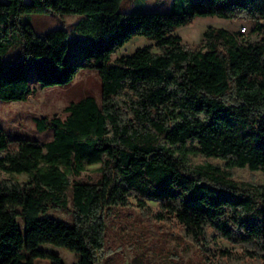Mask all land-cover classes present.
Wrapping results in <instances>:
<instances>
[{
  "label": "trees",
  "instance_id": "trees-1",
  "mask_svg": "<svg viewBox=\"0 0 264 264\" xmlns=\"http://www.w3.org/2000/svg\"><path fill=\"white\" fill-rule=\"evenodd\" d=\"M120 3L0 0L1 99H26L33 83L69 84L82 69L102 80L100 101L89 94L70 101L64 119L35 117L38 130L52 128L50 140L18 138L12 147L0 127V264H35L37 257L65 264L52 251H25L29 242L74 250L76 264H99L102 215L133 195L141 207L158 200L157 216L175 218L202 246L206 264H264V185L233 175L236 167L264 172V0H173L166 11H122ZM34 12L84 16L71 40L67 28L40 33L22 20ZM208 15L252 26H208L196 48L174 33ZM135 35L155 42L113 58ZM94 163L93 176L83 178ZM69 193L75 223L42 215L67 208ZM210 228L247 248L217 253Z\"/></svg>",
  "mask_w": 264,
  "mask_h": 264
},
{
  "label": "rangeland",
  "instance_id": "rangeland-1",
  "mask_svg": "<svg viewBox=\"0 0 264 264\" xmlns=\"http://www.w3.org/2000/svg\"><path fill=\"white\" fill-rule=\"evenodd\" d=\"M172 1L121 0L119 9L122 11H166L170 8ZM191 1L195 3L199 0ZM83 16L79 13L34 12L24 13L21 18L31 23L32 27L40 33L57 28H67L73 40L75 38L73 27ZM244 25L247 26L245 30L247 32L252 22L216 15L197 16L189 23L177 27L174 33L182 37L183 44L196 48L204 39V32L208 26L238 30ZM154 42V39L146 35H135L113 55V58L123 53H131L138 47L154 44ZM153 50L157 51L158 48L154 46ZM29 75L32 80L35 79L36 68L34 66L29 67ZM89 94L101 100L102 80L98 71L94 69L80 70L73 81L66 85L43 88L33 83L32 91L26 99L11 101L0 98V127L12 140V147L15 146L18 138L45 142L52 138L53 130L52 128L38 130L35 117L58 114L64 119L68 114L64 111L65 106L70 101L78 100ZM191 158L195 162L210 160L214 163H223V160L219 158H206L203 155H192ZM98 166H100L99 163L86 164L87 169L83 178L88 179L90 174L92 177L94 169ZM9 175L3 173V176ZM12 175L20 180L28 177L27 173ZM233 175L239 180H249L264 185V172L261 170L236 167L233 169ZM145 201L146 207H141L139 198L133 195L128 205L113 207L102 215L105 224L104 247L100 254L99 264H206L202 246L185 235L183 227L175 218L157 216L160 210L158 200L146 198ZM74 210L75 206L71 193H69L67 208L51 207L42 215L66 220L72 224L75 223ZM18 221L22 229V218ZM209 233V248L217 253L224 248L238 253L247 248L246 245L233 243L218 235L213 228H210ZM33 247L59 254L65 264H76L78 260V254L74 250L61 245L29 242L24 250L29 252ZM35 264H52V261L49 258L37 257Z\"/></svg>",
  "mask_w": 264,
  "mask_h": 264
},
{
  "label": "built area",
  "instance_id": "built-area-1",
  "mask_svg": "<svg viewBox=\"0 0 264 264\" xmlns=\"http://www.w3.org/2000/svg\"><path fill=\"white\" fill-rule=\"evenodd\" d=\"M241 30H242V31H245V30H246V26H245V25L242 26V27H241Z\"/></svg>",
  "mask_w": 264,
  "mask_h": 264
},
{
  "label": "crops",
  "instance_id": "crops-1",
  "mask_svg": "<svg viewBox=\"0 0 264 264\" xmlns=\"http://www.w3.org/2000/svg\"><path fill=\"white\" fill-rule=\"evenodd\" d=\"M234 30H237V29H234Z\"/></svg>",
  "mask_w": 264,
  "mask_h": 264
}]
</instances>
